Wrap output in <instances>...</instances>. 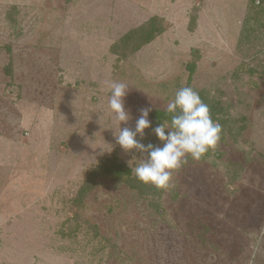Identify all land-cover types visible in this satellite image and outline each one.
Segmentation results:
<instances>
[{"label":"rangeland","instance_id":"obj_1","mask_svg":"<svg viewBox=\"0 0 264 264\" xmlns=\"http://www.w3.org/2000/svg\"><path fill=\"white\" fill-rule=\"evenodd\" d=\"M252 1L0 0V264H264V12ZM152 16L161 34L112 52ZM113 81L128 85V124L109 108ZM185 86L221 102L217 147L187 157L167 191L101 176L74 201L105 158L135 176L142 154L114 132ZM151 112L141 142L162 147Z\"/></svg>","mask_w":264,"mask_h":264},{"label":"clouds","instance_id":"obj_2","mask_svg":"<svg viewBox=\"0 0 264 264\" xmlns=\"http://www.w3.org/2000/svg\"><path fill=\"white\" fill-rule=\"evenodd\" d=\"M128 85L124 82H111L108 105L116 122L128 124L132 119L125 109L124 98ZM150 107L139 109L141 115L135 122V129L119 127L114 132L116 143L125 152L136 150L143 159L133 169L135 176L144 184H150L158 190H169L174 187L173 173L181 169L190 155L193 160H201L211 149L214 150L220 139L222 126L213 121L209 106L203 102L199 93L191 87H181L165 109L171 115L170 125L161 123L152 131L163 143V146L141 142L145 137V129L151 127ZM165 129L169 131L165 132ZM139 135L140 139H137Z\"/></svg>","mask_w":264,"mask_h":264},{"label":"trees","instance_id":"obj_3","mask_svg":"<svg viewBox=\"0 0 264 264\" xmlns=\"http://www.w3.org/2000/svg\"><path fill=\"white\" fill-rule=\"evenodd\" d=\"M251 3L252 7H254L251 12H264V0H253ZM162 21L163 19L159 16L150 17L144 24L126 32L117 44L111 48L112 52L121 57H126L130 53H135L144 45L151 43L156 36L162 33ZM195 22L196 17L192 15L189 24L191 30L194 29ZM187 67L189 69V73L193 74L196 68V62L193 61L188 63ZM199 95L203 102L209 106L213 121L218 122L221 126L226 124L228 121L224 118V108L221 106V102L216 99L210 100L203 93H199ZM151 117L155 126H158L161 123L169 125L171 123V115L166 113L163 109H155L151 112ZM223 133L224 132L222 130L221 138L223 137ZM209 153L210 151H208L203 158H205ZM188 157L190 158L191 156L189 155ZM101 176H108L109 178L116 179L117 181H124L129 187L135 189L140 194H158V191L154 186L141 182L133 175L131 168L127 164L120 162L118 157L112 156L105 158L97 164L96 169H93V171L83 181L82 186H80L78 190V196L74 199V201H82L90 192V189L93 188L96 180Z\"/></svg>","mask_w":264,"mask_h":264}]
</instances>
